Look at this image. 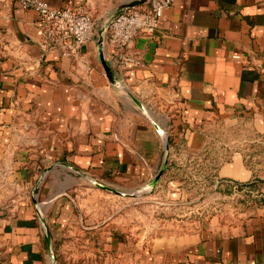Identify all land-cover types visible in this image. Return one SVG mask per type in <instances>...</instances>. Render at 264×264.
Wrapping results in <instances>:
<instances>
[{
	"label": "crops",
	"instance_id": "0c3cea01",
	"mask_svg": "<svg viewBox=\"0 0 264 264\" xmlns=\"http://www.w3.org/2000/svg\"><path fill=\"white\" fill-rule=\"evenodd\" d=\"M42 1L97 19L145 2ZM100 50L96 35L45 50L37 13L0 0V264H51L82 182L184 197L186 180L206 182L191 184L200 214L151 264H264V0H174L132 39L139 64ZM97 212L86 201L89 228Z\"/></svg>",
	"mask_w": 264,
	"mask_h": 264
},
{
	"label": "rangeland",
	"instance_id": "374dc122",
	"mask_svg": "<svg viewBox=\"0 0 264 264\" xmlns=\"http://www.w3.org/2000/svg\"><path fill=\"white\" fill-rule=\"evenodd\" d=\"M203 169V163L189 168L191 173ZM200 182L183 181L189 192L184 197L168 195L167 183L122 192L91 184L89 193L86 183H80L72 192L74 204L67 223L53 228V264H151L163 253L164 244L169 242L167 236L191 230L197 220L200 211L196 212L193 205L203 197L194 193L191 184L199 188L206 184ZM86 201L98 209L96 220L100 224L92 228L86 223ZM42 213L46 215V211Z\"/></svg>",
	"mask_w": 264,
	"mask_h": 264
},
{
	"label": "built area",
	"instance_id": "2783aa9c",
	"mask_svg": "<svg viewBox=\"0 0 264 264\" xmlns=\"http://www.w3.org/2000/svg\"><path fill=\"white\" fill-rule=\"evenodd\" d=\"M38 15L40 43L68 57L85 47L96 35L106 57L121 67L135 66L139 59L128 48L138 33L151 34L163 12L174 0H145L142 6L125 8L117 14L97 19L84 7H50L42 0H16Z\"/></svg>",
	"mask_w": 264,
	"mask_h": 264
},
{
	"label": "water",
	"instance_id": "95a60500",
	"mask_svg": "<svg viewBox=\"0 0 264 264\" xmlns=\"http://www.w3.org/2000/svg\"><path fill=\"white\" fill-rule=\"evenodd\" d=\"M129 7H132V6H129ZM98 38V44H99V47H100V59H102V48H101V37H100V35L97 37ZM102 64H103V66H104V68H105V70H106V72L108 73V75L110 74V71H109V67H108V65L106 64V62H104V61H102ZM158 178V177H157ZM157 178L155 179V181L157 180ZM97 186H99V187H102V186H100V185H97ZM37 213H38V215H39V217H41V218H44V216H43V213L40 211V210H38L37 209ZM42 226H43V230H44V233L46 234V239H47V241H49L50 240V236H49V233L47 232L48 230H47V226L45 225V223L44 222H42ZM53 262H54V252H52V256H51V264H53Z\"/></svg>",
	"mask_w": 264,
	"mask_h": 264
}]
</instances>
